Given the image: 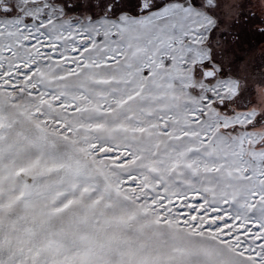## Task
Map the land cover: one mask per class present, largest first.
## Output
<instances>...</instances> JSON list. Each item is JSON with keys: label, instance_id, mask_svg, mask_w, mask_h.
<instances>
[{"label": "snow or ice", "instance_id": "obj_1", "mask_svg": "<svg viewBox=\"0 0 264 264\" xmlns=\"http://www.w3.org/2000/svg\"><path fill=\"white\" fill-rule=\"evenodd\" d=\"M0 264H264V0H0Z\"/></svg>", "mask_w": 264, "mask_h": 264}]
</instances>
